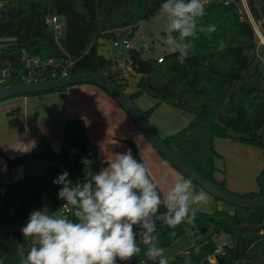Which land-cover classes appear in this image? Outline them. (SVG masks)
Returning <instances> with one entry per match:
<instances>
[{
	"label": "trees",
	"instance_id": "trees-1",
	"mask_svg": "<svg viewBox=\"0 0 264 264\" xmlns=\"http://www.w3.org/2000/svg\"><path fill=\"white\" fill-rule=\"evenodd\" d=\"M163 2L0 0V89L25 82V55L54 59L59 66L68 67L70 76L105 75L108 69H117L116 63L99 53V39L115 41L118 34L134 33L140 22L160 13ZM249 4L255 19L263 24L264 33V0H249ZM205 9L206 15L200 23L205 27L214 24L217 31L198 33L199 38L193 41L194 47L183 64L177 59L178 53L164 55L165 62L158 64L145 58L143 49L130 48L126 65L141 77L137 91L127 93L128 83L122 73L114 82L133 101L140 94H146L158 104L192 114L194 119L188 127L162 138L164 143L219 188L244 198L264 197V169L258 176L257 190L238 194L227 188L224 174L216 167L221 156L215 147L216 139L232 138L264 151V71L257 53L256 35L235 6L212 3L206 4ZM51 15L65 21V34L60 43L46 24V18ZM221 43L226 47L221 49ZM152 109L141 111L146 119ZM72 138L75 142L70 144ZM47 143L44 141L32 152L10 160V163L25 165L27 171L20 179L9 182L4 194L0 193V261L3 264H21V252L26 255L35 244L33 238L25 239L21 233L30 214V203L46 207L50 215L60 212L65 203L58 198L62 185L53 184L65 172L64 164L49 165L36 174L27 169ZM81 143L90 149L92 159L79 173L69 174L68 179L73 183L84 182L90 178V172H97L98 161L96 146L87 137L85 120L68 119L63 143V148L69 146L68 163L73 161ZM42 154L60 161L50 144L47 153ZM218 172L222 173L221 180L217 178ZM66 215L74 219L71 211ZM263 223L264 209L234 208V212L217 211L212 215L196 212L191 225L185 222L175 229L159 225V246L166 248L190 234L195 244L188 251V257L177 256L170 264H211L209 258L218 249L215 237L226 233L231 236V243L223 247V255L216 256L218 264H264V232L238 230L244 224ZM140 246L141 254L129 264H144L148 260L143 255L145 246Z\"/></svg>",
	"mask_w": 264,
	"mask_h": 264
},
{
	"label": "clouds",
	"instance_id": "clouds-1",
	"mask_svg": "<svg viewBox=\"0 0 264 264\" xmlns=\"http://www.w3.org/2000/svg\"><path fill=\"white\" fill-rule=\"evenodd\" d=\"M160 13L167 18L163 42L170 53H178L180 64L198 33L217 31L214 24L200 23L206 15L202 0H164ZM68 177L65 171L53 184L62 185L58 198L74 219L33 210L21 233L36 243L26 255L21 252V264H129L141 254V244L151 264H169L159 246L158 226L175 229L185 222L193 224L199 210L193 205L207 204L209 199L205 191L195 192L192 179L181 175L161 197L149 169L130 150L116 152L106 167L90 172L84 182L73 183Z\"/></svg>",
	"mask_w": 264,
	"mask_h": 264
},
{
	"label": "rangeland",
	"instance_id": "rangeland-1",
	"mask_svg": "<svg viewBox=\"0 0 264 264\" xmlns=\"http://www.w3.org/2000/svg\"><path fill=\"white\" fill-rule=\"evenodd\" d=\"M255 4L260 6L261 3L256 1ZM123 35L119 40L121 43L119 46H115V41L112 39L100 38L98 51L101 55L116 63L117 68H123L121 72L122 77L128 83L127 93L131 95L137 91L136 85L141 77L126 65L129 49L122 42L128 41L132 48L143 49L146 52L145 58L147 59L155 60L159 56L171 54L168 51L167 45L163 42L167 35V18L162 13H158L149 20L140 22L134 33H123ZM256 42L257 45L260 42L257 36ZM258 52L264 71V47L259 46ZM79 88H89L91 90L96 88L103 96L100 94L96 95L92 91L88 92L87 89ZM14 98L0 102L1 114L4 115L10 111L8 108H10L11 104H3ZM20 98L22 103L19 104L20 106L17 110L20 115L21 124L18 132L14 136L15 139L12 138L8 142L6 138H0V145L8 144L11 148H20L25 141L32 144L34 140L41 139L51 144L52 148H55V143L65 137L66 118H79L85 120L87 137L96 146L97 171L102 167H106L108 162L114 158L116 152L130 150L134 156L133 148H135L139 159L149 169L151 178L156 183L161 197L173 186L175 178L178 175L188 179L157 152L118 102L96 85L80 84L60 91L56 90L39 95L20 96ZM25 98L26 101H24ZM134 102L140 111H147L153 108L151 113L148 114L147 120L160 138L178 133L188 127L194 118L192 114L177 110L167 104H158L155 99L146 94H140L134 99ZM21 125L24 126L22 127ZM12 140L14 145L10 143ZM0 149L5 148L2 147ZM1 151L0 192H4L10 181H16L26 174V166L10 163V160L15 159L16 156H10ZM259 159L256 167L254 166V168L249 169L247 165L246 167H242L240 171L247 181V185H251L250 188L252 189L248 190L249 192L257 189L258 176L264 169V164H261L260 161L262 160ZM49 165L60 166L62 164L58 160L42 154L37 156L32 163H29L27 169L28 172L36 174L42 172ZM216 167L224 174L225 183L228 188V183L234 180L233 176L230 179V175H232L230 164L217 160ZM193 186L197 193L204 191L194 183ZM207 195L209 198L207 204L193 205V207L199 208L197 212L207 215H212L217 211L234 212L232 206L215 199L208 193ZM33 210H45L47 212L46 207H36L30 203L29 212L31 213ZM53 216L67 218V215H64L61 211L54 213ZM33 240L36 243L34 238ZM215 241L218 249L209 258L211 264H218L216 256L223 255V247L231 243V236L222 233L215 237ZM194 244L195 239L193 236L185 234L170 246L164 248L169 264L177 256L188 257V251ZM145 264H151V262L147 260Z\"/></svg>",
	"mask_w": 264,
	"mask_h": 264
},
{
	"label": "water",
	"instance_id": "water-1",
	"mask_svg": "<svg viewBox=\"0 0 264 264\" xmlns=\"http://www.w3.org/2000/svg\"><path fill=\"white\" fill-rule=\"evenodd\" d=\"M123 71V68L112 71L108 69L105 75L99 74H80L71 76L66 79L47 81L41 83H21L11 85L0 89V102L10 98L36 95L40 93H46L58 89H64L80 84H93L111 95L123 110L128 114L140 131L144 134L148 142L157 150V152L172 166H174L179 172L185 177L192 179L193 183L203 189L205 192L210 194L215 199L232 206L233 208H241L247 210L264 209V197L260 198H244L230 192H227L212 182L206 180L202 175L195 171L188 163H186L181 157L174 153L158 136L155 130L148 123V120L144 117L142 112L136 106L135 102L130 96L118 87L114 80ZM75 142V138H72L70 144ZM49 144H45L42 150L38 153H47ZM69 146H66L58 154V159L64 164V169L69 174L79 173L85 165V162L92 159L90 149L85 143H81L79 146L78 153L73 157V161L68 163L70 156L68 154ZM134 150V158L139 160V157ZM37 156V154L35 155ZM239 231H250V232H264V223L262 225L244 224L238 227ZM218 260V258H217Z\"/></svg>",
	"mask_w": 264,
	"mask_h": 264
},
{
	"label": "crops",
	"instance_id": "crops-1",
	"mask_svg": "<svg viewBox=\"0 0 264 264\" xmlns=\"http://www.w3.org/2000/svg\"><path fill=\"white\" fill-rule=\"evenodd\" d=\"M0 6H1V4H0ZM259 46L264 47V44L262 43V41H260L258 43V47H257V53H258V56L260 58V55L258 52ZM260 60H261V58H260ZM112 70H116V68H114ZM79 89H84V90L87 89L88 92L92 91V92L96 93V95H98V94L102 95V93H99L96 88L93 90H91L89 88H79ZM24 101H26V98ZM21 103H22L21 98L15 97L14 99L6 101V103L3 104V105L11 104L10 108H8V109H10L9 112H6L3 115V114H1L2 110H0V115H1L0 116V138L1 139L6 138L7 142L10 141L12 138L15 139L14 136L17 134L18 128L21 124L20 123L21 122L20 115H19V112L17 110L20 106L19 104H21ZM68 119L69 118H66V121ZM21 126L23 127L24 125H21ZM14 130H17V131H14ZM64 139H65V137H64ZM64 139H60L57 143H55V148L51 147L54 150V152L59 154L62 151ZM43 142L44 141H42L41 139L34 140V142L32 144H29L28 141L26 143V141H25L23 146L20 148L19 147L11 148L10 146H8V144H2V145H0V148L4 147L5 149H0V151L5 150V151H1V152H5L10 156L18 157V156H22V155H25V154L32 152L39 145H41ZM10 143L14 145L13 140ZM215 147L221 156L218 160L227 162V164H230V166L232 168V173H231L232 175H230V179L233 176L234 180H232V181H230V183H228V188L232 192H235L238 194L249 193L248 190H250L252 188H250L251 185L250 186L247 185V181L241 175V172H240L241 168L246 167L247 165H248L249 169L254 168V166L256 167L257 166L256 164H257L259 158H260L259 160H262V161H260L261 164H264V151L259 150L258 148H255V147H251V146L242 144L239 141H237L236 139H232V138H230V139H216ZM16 149H17V151H15ZM13 152H16V153H13ZM217 178H218V180H221V178H222V175L219 172L217 173ZM4 192H0V193L4 194ZM250 192H252V191H250Z\"/></svg>",
	"mask_w": 264,
	"mask_h": 264
},
{
	"label": "built area",
	"instance_id": "built-area-1",
	"mask_svg": "<svg viewBox=\"0 0 264 264\" xmlns=\"http://www.w3.org/2000/svg\"><path fill=\"white\" fill-rule=\"evenodd\" d=\"M204 5L212 3H220L225 6L233 5L237 9V12L241 19L250 22L255 35L262 41L264 36L262 30V23L256 20L250 8L249 0H202ZM46 24L54 32L56 41L60 43L62 37L65 34V21L60 16L51 15L46 18ZM123 33L118 34L114 45L119 46L121 43L119 40L123 37ZM128 49L132 48L128 41L122 42ZM144 52V50H143ZM144 52V56H145ZM25 75L24 83H41L47 81L61 80L71 77L68 72L67 66L58 65L54 59H43L39 56H24ZM158 64L164 61V55L159 56L155 59ZM73 63L70 62L68 65L71 66ZM50 79V80H48ZM61 212L66 215L70 212L69 208L62 207Z\"/></svg>",
	"mask_w": 264,
	"mask_h": 264
},
{
	"label": "bare ground",
	"instance_id": "bare-ground-1",
	"mask_svg": "<svg viewBox=\"0 0 264 264\" xmlns=\"http://www.w3.org/2000/svg\"><path fill=\"white\" fill-rule=\"evenodd\" d=\"M262 43L264 44V36H262Z\"/></svg>",
	"mask_w": 264,
	"mask_h": 264
}]
</instances>
